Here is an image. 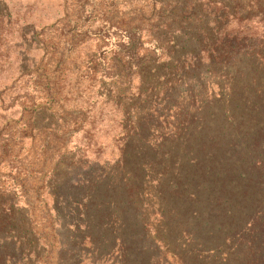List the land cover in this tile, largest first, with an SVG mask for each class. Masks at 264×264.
<instances>
[{"label": "trees", "instance_id": "1", "mask_svg": "<svg viewBox=\"0 0 264 264\" xmlns=\"http://www.w3.org/2000/svg\"><path fill=\"white\" fill-rule=\"evenodd\" d=\"M161 6L0 51V264H264V0Z\"/></svg>", "mask_w": 264, "mask_h": 264}, {"label": "rangeland", "instance_id": "2", "mask_svg": "<svg viewBox=\"0 0 264 264\" xmlns=\"http://www.w3.org/2000/svg\"><path fill=\"white\" fill-rule=\"evenodd\" d=\"M168 0H0V9L4 8L6 13L11 14L10 24L3 26L0 29V51L2 54H7L12 63L15 62V56L20 52L18 49L11 47L15 41L18 43L21 40L22 31H33L35 34L42 32L45 35L55 36L63 32L66 46L74 45V51L71 55L77 54L79 58L90 46L98 48L101 51L108 46L104 38L99 41L94 38L104 26V20L109 18L123 19L127 21L128 18H141L148 19L152 13L161 10L163 13L166 8L162 7V3ZM161 6V8H160ZM151 14V15H149ZM148 24V23H147ZM75 26L78 32L68 33L73 30ZM20 36V37H19ZM73 39V40H72ZM182 41L184 37L182 36ZM30 55L34 54L33 49L29 52ZM15 64V63H14ZM12 64V65H14ZM14 67L11 66L10 69ZM13 69L7 75L10 79L3 80L5 73H0V89L7 84L8 86L14 85L11 81ZM152 69L149 68V73ZM23 80H16V89L11 88L8 92L0 95V104L8 106L9 98L18 92V87ZM2 82V84H1ZM14 87V86H12ZM22 91V90H21ZM20 91V92H21ZM17 95V94H16ZM15 115L14 111L4 112L2 115ZM77 138L72 140L70 146H75V150H80L78 147L86 146V142L76 141ZM106 144V148L100 152L103 157L109 158L111 145ZM86 154L91 158L95 152L92 148L87 149ZM86 255L83 251V256ZM70 256L66 255L63 264H71Z\"/></svg>", "mask_w": 264, "mask_h": 264}]
</instances>
